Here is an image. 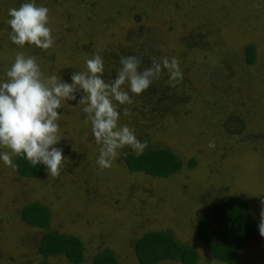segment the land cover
<instances>
[{"label": "rangeland", "instance_id": "1", "mask_svg": "<svg viewBox=\"0 0 264 264\" xmlns=\"http://www.w3.org/2000/svg\"><path fill=\"white\" fill-rule=\"evenodd\" d=\"M24 2L28 0H0V81L7 79L6 71L18 53L32 56L35 49L43 75H57L69 83L71 74L86 71L85 61L99 53L103 79L111 83L122 67L118 53L127 49L132 53L149 39L148 46L158 50L159 58L178 59L183 80L175 83L174 92L187 98L157 105L150 101L149 111L162 113L155 129L141 135L140 141L147 147H167L183 160L194 157L196 169L190 171L184 164L168 180L132 174L121 162L124 152H133L129 147L120 150L110 168L101 169L100 145L82 111L86 105L65 100L58 109L62 137L56 146L65 156L59 177L47 176L46 170L39 179H23L0 160V264H70L60 255L43 258L37 253L42 230L19 217L20 208L35 201L47 210L49 230L81 240L80 264H89L100 252L112 253L117 264H137L134 240L146 231L166 229L181 243L195 247V264H223L194 237L196 218L176 210L181 207L175 200L186 195L192 199L196 192L202 207V199L214 201L225 190L240 196L249 205L251 219L260 222L264 0H34L49 9L54 44L47 50L20 47L9 39L8 10ZM247 44L254 48L252 64L244 62ZM124 109L126 104L118 106L121 125H127L121 119ZM186 180L196 183L185 186ZM201 184L203 189H198ZM238 254L241 264H264V237L258 234Z\"/></svg>", "mask_w": 264, "mask_h": 264}, {"label": "clouds", "instance_id": "2", "mask_svg": "<svg viewBox=\"0 0 264 264\" xmlns=\"http://www.w3.org/2000/svg\"><path fill=\"white\" fill-rule=\"evenodd\" d=\"M49 9L38 6L34 0L22 3L19 8L8 10L7 21L11 32L9 39L15 45L25 44L47 50L54 44L48 26ZM86 71L73 72L71 83L57 75L45 77L34 56L18 53L6 71V80L0 81V160L15 168L13 157L23 156L35 167L42 164L47 176L57 178L64 164L63 149L57 147L60 112L63 101H76L86 105L91 133L100 145L97 164L101 169L110 168L120 155V150L129 147L141 155L147 147L127 125L119 124V105L132 104L129 95H141L167 70L174 83L183 80L177 58L153 59L151 66L141 68V59L135 55L122 56L121 68L111 83L103 79L104 61L99 53L87 59ZM127 85V89L125 88ZM80 98L77 99L78 94ZM125 116L130 115L124 109ZM214 147V144H210ZM259 234L264 237V199L261 200Z\"/></svg>", "mask_w": 264, "mask_h": 264}, {"label": "trees", "instance_id": "3", "mask_svg": "<svg viewBox=\"0 0 264 264\" xmlns=\"http://www.w3.org/2000/svg\"><path fill=\"white\" fill-rule=\"evenodd\" d=\"M186 39L189 38L186 37ZM148 40L142 42L136 51L131 53L130 49H127L125 50L127 52H119V56L135 55L141 59L142 69L151 66L153 59H159V52L155 50L154 46H148ZM186 46L185 48L188 49ZM30 52L32 56H36L38 53L35 49H31ZM111 55L112 58L117 57ZM187 55H191V53L188 52ZM244 55V62L252 64L255 54L251 44L244 47ZM114 66L116 67L115 64ZM168 76L167 70H164L160 78L154 80L152 85L141 95L137 96L131 92L129 94L133 100L132 104H126L130 115H122L121 119L134 131L139 140H141V135L144 136L149 132L150 128L155 129L159 120L158 116L162 113L160 109L149 111L150 101L157 105L167 100L177 102L179 97L187 98L176 95L174 92L176 84L170 79L168 80ZM153 114L155 118H153ZM121 162L129 173L166 180L181 171L184 164L190 171L196 169L194 157L183 160L169 148L158 145L146 147L141 155L124 152ZM13 164L16 165L13 168L16 175L23 179H39L47 170L42 164L33 167L23 156L13 157ZM186 181L185 186L190 182L196 183V180L194 182H192L193 180ZM208 187L207 184V192H209ZM171 189L172 187L168 192ZM198 189H203V185L198 186ZM223 192L226 194L224 193L223 197L219 196L220 198L214 201L206 202L205 199H202L205 202L202 207L199 204L201 202H197L195 194L198 193L194 192L192 199H189L188 195L183 196L182 199L175 200L179 201L177 204L181 207L176 210H186L196 218L194 237L206 248L213 260L223 264H241L238 252L257 238L258 224L251 219L249 205L240 196L229 194L225 190ZM197 206L201 207L200 211ZM19 217L26 225L42 230L36 246V251L41 257L60 255L70 264H80L83 261L81 240L75 235L49 230L48 213L41 203L35 201L23 205L19 210ZM194 248L192 245L181 243L168 229L146 231L133 242V253L137 264H157L161 261L195 264L198 254ZM37 264L46 263L41 261ZM89 264H117V262L112 253L100 252L91 258Z\"/></svg>", "mask_w": 264, "mask_h": 264}]
</instances>
